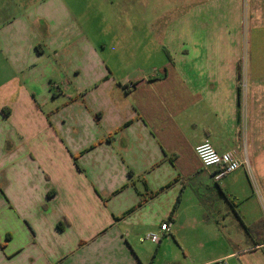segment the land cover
Returning a JSON list of instances; mask_svg holds the SVG:
<instances>
[{
	"label": "crops",
	"instance_id": "crops-1",
	"mask_svg": "<svg viewBox=\"0 0 264 264\" xmlns=\"http://www.w3.org/2000/svg\"><path fill=\"white\" fill-rule=\"evenodd\" d=\"M122 1L0 0V264H143L128 242L155 230L177 244L170 264H264V24L246 63L243 0L202 3L167 29L149 74L119 76ZM205 139L244 165L215 182L195 153ZM213 223L239 227L235 250L193 256L183 239Z\"/></svg>",
	"mask_w": 264,
	"mask_h": 264
},
{
	"label": "rangeland",
	"instance_id": "rangeland-1",
	"mask_svg": "<svg viewBox=\"0 0 264 264\" xmlns=\"http://www.w3.org/2000/svg\"><path fill=\"white\" fill-rule=\"evenodd\" d=\"M211 1L213 0H123L119 8L123 9L124 14L127 15H123L124 17H122V19L113 18L110 20L115 27L122 26L126 28V41L129 42L130 46L126 56L129 60L128 66L115 67L116 74L119 76L129 75L131 73L149 74L153 69V66H151L152 63L150 64V60H156V62H159L163 57L165 58L164 49L160 47V44L165 42L163 37L165 36L167 29L169 27H173L180 20H185V23L186 20L189 19V14L194 7ZM2 3L10 7L20 3V0H2ZM107 5L101 7V9H106L108 7ZM243 7L244 11L241 16L243 23L241 25H243V43L246 47L249 42L250 31L254 26V19L255 24H264V0H243ZM84 9L85 7L81 10ZM99 17L101 18V15H99ZM105 20L107 21L108 19ZM6 22L5 18L0 19L1 27L5 26ZM80 22L83 24L82 20H80ZM102 28L103 27L101 25H99V28L96 27L97 37L99 38L98 40L101 44L105 43L107 40L105 39L106 31L103 30L102 32ZM101 32L102 34L100 35ZM255 36L258 35L256 34ZM144 46L147 47L144 48ZM110 47L115 48L112 52L116 54V44L111 43L109 45V48ZM152 52H155V55L150 57L149 54ZM248 55L249 52L247 46L246 63L249 61ZM103 57H105V54H103ZM88 66L89 67L86 70L87 76L93 70V66ZM8 75L9 73L6 71V76ZM249 83L250 81L247 73L246 83L244 84H247L248 87ZM46 84L47 89L50 90L49 93L51 92V96H54V94L61 95L62 93L60 94V92H65L66 90L65 86L56 79L49 78L46 80ZM59 98L61 99L62 97ZM48 108L49 107L44 108L45 115H48ZM51 115H53V113ZM50 122L54 123L52 121ZM55 135L57 134L55 133ZM47 155L48 154L46 153L45 156ZM72 157L75 163V168L80 169L77 161L78 156ZM38 158H40V155H38ZM42 158L43 156H41V159ZM41 164L42 165L40 166L43 170L48 169L46 163ZM256 190L257 194L260 196L259 198L262 201L263 207L264 196L258 188ZM52 196L53 193L49 192L46 194L45 198H51ZM101 201L105 202L106 198ZM238 229L239 227L234 225L224 227L214 223L200 226L199 231L195 232V235L188 234V236L183 239V244L188 250H192L193 256L197 255L199 258H215V256L219 254H227L235 250L238 242H236L234 238L237 235L236 233ZM155 233L159 234L156 230ZM146 236L147 234L136 235L128 242L131 251L133 250L132 253L136 254L139 261L143 264H170L172 256L178 253L177 244L175 242L169 243L168 240L163 237L161 242L158 244L153 243L150 240L141 241V238H145ZM158 248L159 251L156 254ZM190 250L189 252L191 253ZM227 263L245 264L243 263L241 256L232 257L227 260Z\"/></svg>",
	"mask_w": 264,
	"mask_h": 264
},
{
	"label": "built area",
	"instance_id": "built-area-1",
	"mask_svg": "<svg viewBox=\"0 0 264 264\" xmlns=\"http://www.w3.org/2000/svg\"><path fill=\"white\" fill-rule=\"evenodd\" d=\"M195 153L204 168L214 170L213 180L217 183L244 165V163L241 162L232 152H217L209 139H205L202 143L197 145L195 147ZM170 227L171 224L167 221L161 225V230L169 231ZM144 240H150L151 242L158 244L161 242L162 236L160 234L151 232L148 233L145 238H141V241ZM203 264L228 263L227 258H223Z\"/></svg>",
	"mask_w": 264,
	"mask_h": 264
},
{
	"label": "trees",
	"instance_id": "trees-1",
	"mask_svg": "<svg viewBox=\"0 0 264 264\" xmlns=\"http://www.w3.org/2000/svg\"><path fill=\"white\" fill-rule=\"evenodd\" d=\"M172 184L173 183H169L168 185H166L165 187H163L162 189H160L159 191H157L153 195L156 196L160 192L165 191L166 189L170 188L172 186ZM179 202H180V198L177 199V201H176V203H175V205L173 207L172 213H174V211L177 209ZM141 206H142V203H139L136 207L130 209L128 212H126L124 215H122L119 219H122V218L126 217L127 215L131 214L132 212H134L137 208H139ZM255 228L258 229L259 231H261L262 237H264V225H259V226L255 227ZM263 240H264V238H263ZM259 242H261V241H259Z\"/></svg>",
	"mask_w": 264,
	"mask_h": 264
}]
</instances>
